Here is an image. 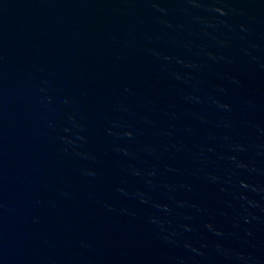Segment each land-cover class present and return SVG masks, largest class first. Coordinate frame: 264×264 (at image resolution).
<instances>
[{
	"label": "water",
	"instance_id": "water-1",
	"mask_svg": "<svg viewBox=\"0 0 264 264\" xmlns=\"http://www.w3.org/2000/svg\"><path fill=\"white\" fill-rule=\"evenodd\" d=\"M0 264H264V0H0Z\"/></svg>",
	"mask_w": 264,
	"mask_h": 264
}]
</instances>
